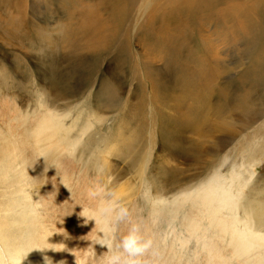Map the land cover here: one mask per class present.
Returning <instances> with one entry per match:
<instances>
[{"label":"rangeland","instance_id":"374dc122","mask_svg":"<svg viewBox=\"0 0 264 264\" xmlns=\"http://www.w3.org/2000/svg\"><path fill=\"white\" fill-rule=\"evenodd\" d=\"M166 1L0 0V97L18 100V96L27 102L30 115L34 110L48 112L71 143L88 150L91 163L94 153L109 165L105 176L106 165L101 163L82 174L94 197L90 201L97 200L104 220L110 217V246L115 248L127 230L126 223L117 226L113 219L115 210L124 206L145 238L160 245L150 248L164 251L172 246L175 255L169 261L209 264L194 239L183 246L175 240L182 228L178 217L190 208L183 205L173 211L175 218L168 211L179 192L193 185L205 187L215 159L223 158L215 165L222 177L238 170L250 153L251 141L257 143L264 134V31L254 10L244 16L245 30L239 32L229 19L216 21L212 11L196 13L187 6L169 7ZM225 2L247 6L249 0H221L218 6H226L224 11L231 15L234 7ZM158 6L153 17L148 15ZM103 39L109 41L104 40L100 50L86 49ZM212 64L217 73L209 79ZM167 127L188 150L189 158H174ZM217 141L223 144L214 152L211 147ZM257 151L256 175L264 169V142L262 148L255 147ZM16 165L19 181L0 175V224H10V229L23 235L22 216L31 212L26 211L29 202L47 230L45 238L52 242L50 235L56 234V228L37 201L40 193L32 182L33 168L23 174L21 164ZM53 167L51 163L50 170ZM75 178L70 176V181ZM174 178L180 182L172 183ZM238 182L234 177L215 183L225 188L233 185L235 190L240 188ZM252 193L255 196L248 203L257 207L260 202L255 198H264V188ZM223 249L217 257L230 258ZM156 250L145 252L141 258L145 264H157ZM1 254L0 264H12L6 252Z\"/></svg>","mask_w":264,"mask_h":264},{"label":"bare ground","instance_id":"6f19581e","mask_svg":"<svg viewBox=\"0 0 264 264\" xmlns=\"http://www.w3.org/2000/svg\"><path fill=\"white\" fill-rule=\"evenodd\" d=\"M220 1L221 0H167L166 5L168 4L169 7L175 4L181 5L179 7L187 6L190 9L192 8L196 13H201V11H212L216 21H227L226 19H229L233 22L230 26H236L239 32L245 30L243 21V19H245L244 16L249 17V13L247 12L249 10H254L258 15V25H260L262 27L261 30L264 31V0H249L247 6L242 5L240 2H225V5L234 7V11L231 12V15H228L226 11H224L226 6H218ZM159 7L160 6L156 7L155 10L150 9L148 15L153 17L159 10ZM205 8H209V10ZM166 11L171 13L174 12V10L167 9ZM253 23L257 24L255 22ZM248 24L250 23L248 22ZM246 29L249 30L250 28L246 27ZM255 30L258 29L255 28ZM113 34L114 33H112V35ZM86 38L88 37L86 36ZM92 40L95 42L94 38ZM104 40L106 41L107 39L100 41L96 40V43H92V45H88L87 47H82L93 49L95 52L104 44ZM196 55L195 57L198 56ZM171 58H173V56H171ZM216 73L215 65L212 64L209 79H212ZM6 81L8 80H3V82ZM11 82L8 86L13 87ZM0 83H2V81ZM17 98L18 100L14 97H0V175L10 177L14 183V180L19 181L18 177L21 175L20 172H18L20 167L16 165L17 161L21 164V171L23 170V174L29 167L33 168L31 176H33L34 179L32 182H35V185L37 184L35 186L33 183L34 187L38 190L37 193H40V197L37 201H39L41 207L46 210L48 217L50 216L52 218L53 222L51 223H53L56 228V234H52L55 236L50 235L52 242H49V237L48 239L45 238L43 231L47 232V230L44 229L43 223L40 224L38 217L32 212L33 208L31 204L28 202V204H26V211L29 209L31 212H29V214L26 212V214L22 216L25 219L23 235L22 231L16 233V230L10 229V224H0V256H2V252H6L12 264H105L108 255H112L111 252L110 254L106 252L108 250L106 245H111V242L107 241L112 233L109 223L110 217H108L110 215L106 213L108 218L107 221L104 220L100 213V206L96 203L97 200L95 203L90 201L94 197H90L91 192L87 182L88 180L82 173L88 171L93 165L96 167V165L101 163L103 166L106 165L107 168L102 171L105 176V173L108 174L109 172V167H107L108 164H105V160L102 162H100V160L98 161L94 153V159L91 163L89 158L91 154L87 152L88 150L84 149L79 143H71L66 137L65 132L59 129L53 122V119H50L48 112L44 115L41 112L36 113L34 110L30 115L29 112L31 110L26 107L27 102L21 101V98L18 96ZM183 120H185V118ZM168 127L166 128L165 134L168 145L174 146V149H172L174 158H189L190 153L188 150L183 149L182 145L174 138V135L172 137V130ZM263 136L264 134L259 137L257 143L251 141L249 144L250 153L246 161L240 163L241 165L238 167V170L234 169L227 177H222L223 174H220V170H217L215 165L217 166L218 162L223 158L215 159L212 176L209 177L210 180L204 188H202V186L193 185L187 189V192L182 191L176 194L174 207L170 212L168 211L170 217L175 218L176 212L173 211L181 210L183 205L190 208V211H188L189 213L187 212L188 214L178 217L180 225L182 226L175 235V240L181 241L178 246H183L187 240L192 239L193 241L194 239L195 243L201 247L200 251H204V254L206 252L208 255L206 259L209 264H230L231 259L238 261V264H264V198H255L257 203L260 202L257 207L248 203L253 196H255L252 192H257L258 187L264 188V169L257 175L254 174L253 169V167L258 164V157L256 158V156L260 152L259 150V152L257 151L258 153H255L254 150L257 146L262 148L264 142ZM179 142L181 143V141ZM222 144L223 141L213 143V147H211L213 149L212 151L221 150ZM92 152L93 151H91V153ZM95 153H97V151H95ZM99 154L100 153H97V155ZM51 163L54 165L53 170H50ZM97 169L101 168L97 166ZM72 175L76 177L73 183L70 181V176ZM234 177H237L239 180V189L238 186H236L237 188L234 190L233 185L225 188L215 183L223 181V179L229 180ZM179 182L177 178L172 180L174 184ZM178 186L179 184L175 185V187ZM30 187L32 188V184ZM164 187L167 189V183L164 184ZM169 189L171 188L168 187V190ZM244 189L248 192L247 195H245L246 192H244ZM233 192H236V194ZM51 233L50 230L49 234ZM104 237L107 238L104 239ZM219 243L223 244L218 245ZM152 245L160 247L157 241H152ZM221 247L224 249L225 247L227 248L228 252H230V258L224 255L217 257ZM167 248H165L164 251L156 250L154 247L148 249L151 252L153 250L158 251L153 259L155 263L174 264L173 262L176 260L169 261V257H173L175 251L171 245ZM195 254H197L196 251ZM1 261L0 259V262ZM175 264L178 263L175 262Z\"/></svg>","mask_w":264,"mask_h":264},{"label":"clouds","instance_id":"9594fccd","mask_svg":"<svg viewBox=\"0 0 264 264\" xmlns=\"http://www.w3.org/2000/svg\"><path fill=\"white\" fill-rule=\"evenodd\" d=\"M111 210V208L108 209V211ZM113 219L117 226L120 223H126L127 230L120 236L115 248L106 245L108 249L106 252H111L112 255L106 258L105 264H145L141 258L151 247V239L145 238L127 207L119 206L115 210Z\"/></svg>","mask_w":264,"mask_h":264}]
</instances>
